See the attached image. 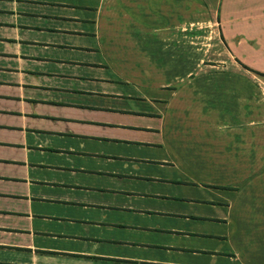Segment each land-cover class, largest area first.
<instances>
[{
    "label": "crops",
    "instance_id": "1",
    "mask_svg": "<svg viewBox=\"0 0 264 264\" xmlns=\"http://www.w3.org/2000/svg\"><path fill=\"white\" fill-rule=\"evenodd\" d=\"M0 264H264V0H0Z\"/></svg>",
    "mask_w": 264,
    "mask_h": 264
},
{
    "label": "rangeland",
    "instance_id": "2",
    "mask_svg": "<svg viewBox=\"0 0 264 264\" xmlns=\"http://www.w3.org/2000/svg\"><path fill=\"white\" fill-rule=\"evenodd\" d=\"M216 54H217L216 46L212 44V46L209 47V56L207 60L203 62L202 68L204 70H209V75L215 73L214 77H216L217 71L222 70V68H225L224 70L226 72H231L232 63L226 62L228 61L226 57H229L227 55V52L225 54L226 60L224 64L222 62H218L221 60V58L219 57L220 60H218ZM215 124H217V119L214 118L213 120L209 119L208 126L206 121L201 127L195 128V126H193L194 130L196 131L198 130L197 132L198 134L194 135V139L196 140V142L192 143L191 144L192 146L186 147L187 151L191 154V160H190L191 164L189 165L190 169L188 167L187 172H190L192 169L191 172L195 179L202 180L201 178H206L204 181H211L212 184L214 185L215 184L221 185L220 183L222 184L231 183L230 188H232L235 187L234 180L236 178H241L240 175L238 174L233 175L227 172L224 173L226 169L224 171L218 170L216 166V162L213 161V159L211 158L212 155H214L213 153L217 152V147L214 142L215 140L211 139V137L207 135V130L210 136H214V134L217 133ZM204 125L207 126L208 128L207 127L204 128ZM199 138L201 139V142L197 141ZM182 146H185V144L183 143ZM227 148H230V145H228ZM182 151L184 152L185 150L182 148ZM243 185L244 183L242 180L240 183L241 189H243ZM225 189L228 188L225 187ZM258 200H260V197H258ZM261 202L262 201L260 200L258 203V208L261 207Z\"/></svg>",
    "mask_w": 264,
    "mask_h": 264
}]
</instances>
